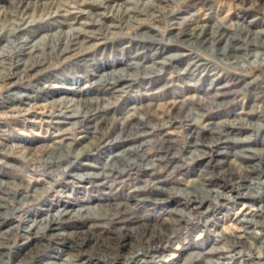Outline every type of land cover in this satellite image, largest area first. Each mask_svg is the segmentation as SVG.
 <instances>
[{"label":"rangeland","instance_id":"rangeland-1","mask_svg":"<svg viewBox=\"0 0 264 264\" xmlns=\"http://www.w3.org/2000/svg\"><path fill=\"white\" fill-rule=\"evenodd\" d=\"M0 264H264V0H0Z\"/></svg>","mask_w":264,"mask_h":264}]
</instances>
